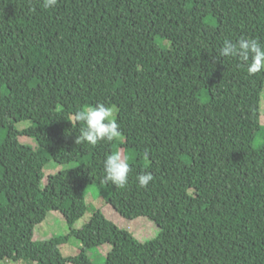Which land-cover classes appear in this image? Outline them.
<instances>
[{"label": "trees", "instance_id": "obj_1", "mask_svg": "<svg viewBox=\"0 0 264 264\" xmlns=\"http://www.w3.org/2000/svg\"><path fill=\"white\" fill-rule=\"evenodd\" d=\"M240 37L264 44L256 0H0V261L95 264L110 245L102 264H264V72L213 60ZM97 103L117 109L121 135L76 143L74 113ZM117 152L123 189L102 182ZM51 162L76 167L43 186ZM90 190L159 237L142 243L100 210L75 229ZM51 212L70 234L35 241ZM72 237L81 250L65 258Z\"/></svg>", "mask_w": 264, "mask_h": 264}, {"label": "clouds", "instance_id": "obj_2", "mask_svg": "<svg viewBox=\"0 0 264 264\" xmlns=\"http://www.w3.org/2000/svg\"><path fill=\"white\" fill-rule=\"evenodd\" d=\"M56 4L57 0H42V6L45 9H51ZM223 57L237 58L246 66L250 75L264 72V44L255 38L240 37L235 41L225 39L213 60ZM115 111L112 106L97 103L74 113L75 121L84 123L81 134L76 137L75 142L96 145L100 141H112L118 138L121 133L115 119ZM103 171V183H111L115 187L123 189L128 183L131 166L128 158L122 157L117 152L106 156L103 161ZM152 180L151 173L145 172L137 176L140 187H147Z\"/></svg>", "mask_w": 264, "mask_h": 264}, {"label": "rangeland", "instance_id": "obj_3", "mask_svg": "<svg viewBox=\"0 0 264 264\" xmlns=\"http://www.w3.org/2000/svg\"><path fill=\"white\" fill-rule=\"evenodd\" d=\"M257 4L264 5V0H256ZM115 110H117L115 108ZM260 111L262 116V123L264 124V92L261 96V103H260ZM116 116V111L114 113ZM30 123H21L18 125V129L22 130L29 126ZM53 129L54 125L51 123ZM21 143L25 145L36 146V140L34 138L29 137H21ZM122 157H124L121 154ZM76 164L73 165H59L55 162H51L45 169H44V179L42 181V185H46L47 178L51 175H55L60 171L74 168ZM86 204L88 210L85 216L79 220L75 224V229H82L85 224H87L94 212L96 210H100L106 216L107 219L115 223L119 228L130 232L138 241L142 243H147L157 239L160 235V230L157 225L148 220L147 218H139L133 221L126 220L121 217L110 205L106 204L103 198H98L94 195V191L90 190V192L86 196ZM70 227L63 217V215L59 212H51L48 214L46 220L38 225L34 230V240L35 241H45L49 240L54 236H68L70 234ZM81 242L76 239L75 237L70 238L66 243L61 246V253L65 258H71L77 256L81 250ZM110 245H104L100 248H97L92 251L90 254L91 260L95 264H102L108 253L111 251ZM0 264H32L28 261L22 262H12V261H0ZM71 264V263H68Z\"/></svg>", "mask_w": 264, "mask_h": 264}]
</instances>
